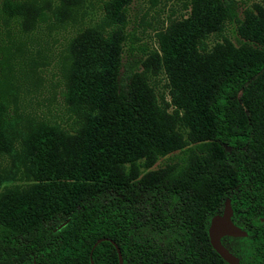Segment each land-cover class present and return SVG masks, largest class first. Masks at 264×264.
<instances>
[{
    "label": "trees",
    "instance_id": "obj_1",
    "mask_svg": "<svg viewBox=\"0 0 264 264\" xmlns=\"http://www.w3.org/2000/svg\"><path fill=\"white\" fill-rule=\"evenodd\" d=\"M55 1L61 20L78 0ZM236 1L95 0L66 44L59 120L19 109L0 48V264H118L115 246L122 264H227L207 236L225 198L246 235L221 243L264 264V0L241 16ZM35 9L0 0L24 26Z\"/></svg>",
    "mask_w": 264,
    "mask_h": 264
},
{
    "label": "rangeland",
    "instance_id": "obj_2",
    "mask_svg": "<svg viewBox=\"0 0 264 264\" xmlns=\"http://www.w3.org/2000/svg\"><path fill=\"white\" fill-rule=\"evenodd\" d=\"M27 3L35 10H41L45 15L24 26L19 20H7L0 14V48L9 51L11 62V75L13 77L19 109L28 114L39 115L49 120L65 118V108L62 99V64L68 39L88 23L90 16L97 9L95 0H78L77 3L62 13L61 20L53 18L51 10L62 9L60 2L55 0H15ZM256 0H237L236 10L241 16L244 9L251 8ZM143 7L141 4L134 5L133 12L136 20ZM46 16V18H45ZM163 14L158 15L157 24L162 23ZM154 25V23H152ZM151 25V26H152ZM151 26L145 30L148 36L144 38L148 45L153 44V30ZM1 54V49H0ZM140 56V53H135ZM139 69L142 66L138 67ZM156 68V67H155ZM150 81L156 90L166 93V79L159 70L148 65ZM63 128L68 129L69 123H62ZM161 159L155 162L150 169L161 166ZM171 161V159L169 160ZM224 243L232 244V240L224 238Z\"/></svg>",
    "mask_w": 264,
    "mask_h": 264
},
{
    "label": "water",
    "instance_id": "obj_3",
    "mask_svg": "<svg viewBox=\"0 0 264 264\" xmlns=\"http://www.w3.org/2000/svg\"><path fill=\"white\" fill-rule=\"evenodd\" d=\"M231 208L228 198H225L220 213L214 214L210 217L207 226V236L210 246L213 250L224 260L227 264H239L238 258L233 255L222 243L221 238L225 236L242 237L246 235V232L240 227L236 226L231 221ZM102 238L97 239L91 249L96 243L101 241ZM115 246V245H114ZM118 264H122L121 255L119 249L115 246ZM90 264H92L90 260ZM159 264H170L168 262H161Z\"/></svg>",
    "mask_w": 264,
    "mask_h": 264
}]
</instances>
